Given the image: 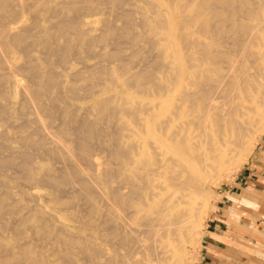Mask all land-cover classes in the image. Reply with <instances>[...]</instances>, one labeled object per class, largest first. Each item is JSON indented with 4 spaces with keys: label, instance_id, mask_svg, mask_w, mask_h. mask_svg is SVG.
I'll return each mask as SVG.
<instances>
[{
    "label": "bare ground",
    "instance_id": "6f19581e",
    "mask_svg": "<svg viewBox=\"0 0 264 264\" xmlns=\"http://www.w3.org/2000/svg\"><path fill=\"white\" fill-rule=\"evenodd\" d=\"M261 121L264 0H0V264H182Z\"/></svg>",
    "mask_w": 264,
    "mask_h": 264
},
{
    "label": "crops",
    "instance_id": "0c3cea01",
    "mask_svg": "<svg viewBox=\"0 0 264 264\" xmlns=\"http://www.w3.org/2000/svg\"><path fill=\"white\" fill-rule=\"evenodd\" d=\"M238 190L211 219L201 264H264L258 255L261 245L246 243L237 234L249 233L248 229L264 232V182L247 183Z\"/></svg>",
    "mask_w": 264,
    "mask_h": 264
},
{
    "label": "rangeland",
    "instance_id": "374dc122",
    "mask_svg": "<svg viewBox=\"0 0 264 264\" xmlns=\"http://www.w3.org/2000/svg\"><path fill=\"white\" fill-rule=\"evenodd\" d=\"M92 20H95V16L92 17ZM15 60L22 61V57L17 56ZM21 80L25 82L24 78H21ZM256 129L253 147L246 158L242 159L240 155L237 158V163L232 165L230 169L205 174L201 183L203 188L201 197L203 201H206L203 204V212L198 227L186 243L184 252H182V264L202 263L204 245L209 234L211 219L218 213L220 205L227 203L226 199L231 196L232 192L240 190L247 183L249 185L250 183L262 184L264 182V121L257 123ZM61 211H64L65 214L68 212L63 209ZM248 231L249 233L237 232V234L246 243L251 242L261 245L260 249L262 251L260 250L258 255L264 258V232L254 233L249 229Z\"/></svg>",
    "mask_w": 264,
    "mask_h": 264
}]
</instances>
